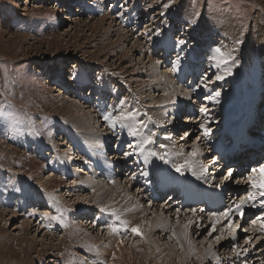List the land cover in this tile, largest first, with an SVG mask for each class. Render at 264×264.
<instances>
[{
	"label": "rangeland",
	"instance_id": "obj_1",
	"mask_svg": "<svg viewBox=\"0 0 264 264\" xmlns=\"http://www.w3.org/2000/svg\"><path fill=\"white\" fill-rule=\"evenodd\" d=\"M19 1L24 4L27 0H0V104H11L10 111L20 118L19 123L7 125L0 120V264H118L114 258L117 249L109 246L112 238L118 236L126 242L125 252L132 251L131 258L124 257V264H264V232L258 224L264 217V208L259 204L264 197L258 195L255 201H249L251 206L256 204L253 212L245 207L246 203L243 217L233 212L228 220L219 223L212 218L213 212L234 208L240 198L257 191L247 179L252 168L248 164L243 169V162L257 149L261 159L254 164L264 161V0H33L31 5L23 6L16 3ZM125 3L127 11L121 8ZM57 4L59 7L54 8ZM166 4L168 7H164ZM191 20L196 23L186 27ZM157 30L158 36L153 34ZM181 35L188 36L190 43L174 73L172 63L179 53L174 45ZM237 40L243 43L238 46ZM217 47L226 55L235 56V62L215 67L220 59L215 52ZM230 65L232 75L216 80ZM73 72H82V84L73 82ZM163 73L174 84L170 89L176 87L185 95L165 102L168 83L157 81ZM89 83L95 88L86 87ZM216 91L221 93L219 103L209 99ZM119 99L125 100L123 106L117 104ZM89 100L92 105L112 111L113 117L136 113L124 121L138 123L140 134L134 139L120 123L115 131H106L100 118L90 119L92 124L88 127L96 129L100 125L94 131L97 135L106 134L102 154L110 158V166L93 163L90 140L83 142L81 137L84 127L75 115L88 116ZM205 106L207 116L199 111ZM179 108L185 110L184 119L178 115ZM164 117L165 123L161 124L160 118ZM202 124L211 130L208 137L203 136ZM185 129L189 133L187 139ZM257 129L260 137L253 134ZM37 131L43 135L29 134ZM152 132L156 133L154 143L142 145L152 152H162L159 145L165 134L174 136L171 142L184 146L185 154L194 147L200 149V164L206 169L203 179L200 176L189 181L190 176L180 175L199 196L194 205L179 204L170 196L171 191L159 199L160 192L154 193L156 184L144 176L132 184L133 175L129 176L127 169L138 154L125 158L123 153L129 152V143L139 146L140 140L143 142ZM111 140L116 148H108ZM239 142L252 143V148L243 146L247 154L244 152L241 157L235 152ZM67 149L72 154L62 152ZM57 153H61L64 174L61 168L54 172L55 158L51 155ZM231 153L235 157H230ZM76 165L88 173L78 172ZM229 168L233 177L224 180ZM166 170L163 166L154 178ZM52 173L53 177L47 180ZM104 173L115 180L105 179ZM77 178L79 185L74 188L73 180ZM80 179L128 188V196L141 202L142 209L149 212L152 208V216L148 217L163 214L173 224L184 226L183 219L192 216L191 209L196 208L194 216L201 217L188 236L193 247L185 253L171 233L159 231H154L151 240L174 256H157L159 251L149 241L140 248L134 247L131 240L141 238L132 234L126 219H122L125 210L92 201V188ZM172 181V186L179 184L176 175ZM204 191L205 200L201 198ZM151 193L153 198H146ZM48 194H53L55 200L49 199ZM82 194L86 197L82 198ZM209 195L221 199L218 209L208 201ZM143 196L146 197L142 199ZM40 203L46 206L43 210L53 211L49 216L62 219L50 221L43 219L42 213L34 214L32 206ZM101 207L109 211L101 213ZM253 220L258 221L254 229ZM229 221L238 225L237 240L227 228ZM112 222L120 227L114 236L105 226ZM121 224L127 228L121 229ZM254 230L256 234H252ZM221 235L223 239L217 240ZM233 245L236 251H232Z\"/></svg>",
	"mask_w": 264,
	"mask_h": 264
},
{
	"label": "bare ground",
	"instance_id": "obj_2",
	"mask_svg": "<svg viewBox=\"0 0 264 264\" xmlns=\"http://www.w3.org/2000/svg\"><path fill=\"white\" fill-rule=\"evenodd\" d=\"M47 1V3L50 2V0H45ZM52 1V0H51ZM59 1V0H57ZM33 2V0H27L26 3L22 4L20 1L19 2H16V3H21L22 6L23 5H27L30 3ZM21 6V5H20ZM54 7V6H53ZM59 7V4H57L54 8H58ZM67 11V9H64V11ZM79 9H77L78 11ZM65 18H69L68 16H66ZM71 18V17H70ZM264 40V39H263ZM261 40V41H263ZM152 69H155L156 67L155 66H152L151 67ZM36 71H39V68L36 69ZM170 79V80H169ZM157 81L158 83L160 84H165L163 81H165L166 83H168V85L166 84V88H168L167 90V93L165 94L166 95V98H165V102H168L169 100H176L178 99L177 97L180 95V94H183V90L181 89H178L176 87L170 89L171 85H174L171 78L167 77V74L166 73H163V74H160L157 78ZM98 86V85H97ZM165 86V85H164ZM170 86V87H169ZM171 90V91H170ZM60 94L64 93L63 90H59ZM81 92V91H80ZM83 94V93H82ZM91 95H93V92H91ZM194 97V96H193ZM164 98V97H163ZM171 102V101H170ZM205 102V101H204ZM91 101L89 100V102L87 101L86 104H89L87 106V108L89 109L88 110V116H85L82 114L80 116L78 115H75L76 117V120L79 121V123L84 127V130H83V133L81 135L82 137V140L83 142L85 140H90V145L88 146L89 149L92 150L93 152V155H94V161L93 163H100V164H105L106 166H110V164L108 163V159H106L102 152H103V147H104V141L106 139V134L105 135H97V133L95 132L97 129L100 128V125L98 128L96 129H93L94 127L90 126L88 127L89 125H91V121L90 119H94V118H100L101 119V123H104V128L106 129V131L109 130V127L107 126L106 122L102 119V115L103 114H106V111L104 109L103 106H99L98 105H92L90 104ZM206 107V106H205ZM116 110H119L118 108ZM210 111H214L215 109H209ZM84 110H82V112H84ZM184 108H179V114L181 116V119H184V116L182 115L183 112H184ZM161 112V111H160ZM164 112V111H163ZM94 113H96V115H93ZM112 113V111H111ZM113 114V113H112ZM125 114V113H124ZM126 115V114H125ZM210 116V115H208ZM160 122L161 124L165 123V122H162L164 118H160ZM136 120V119H134ZM126 122V120H125ZM159 122V123H160ZM168 122V121H167ZM180 122V121H179ZM181 122H187V120H182ZM260 124V121H258ZM129 124V123H128ZM169 124V122H168ZM258 124L256 125L258 127ZM169 126V125H168ZM159 127V126H158ZM163 127V126H162ZM166 127V126H165ZM86 128V130H85ZM160 129V128H159ZM260 129V128H259ZM95 130V131H94ZM139 130V129H138ZM161 130V129H160ZM188 130L185 129V131L183 130V133H186L184 134L185 136L187 135V137L185 139L188 138V135L189 133L187 132ZM125 132V131H124ZM127 132V131H126ZM257 132V133H256ZM253 133V132H252ZM122 134V133H121ZM255 135H258L260 137V131L257 129V131H255V133H253ZM111 135V134H110ZM166 135V134H165ZM163 136L162 137V140H161V144H164L165 145V148H160L159 146V149L162 150V152H158L159 154H164L165 152H167L169 155L167 157V159L169 160V163H164L162 160L158 159L156 156H148V153L149 152H152L151 151V148L149 147H143L144 148V152L142 154H138L135 162H132L129 166V169H127V172H129V176L130 175H133L135 176L136 178L135 179H132L133 181V185H135L136 183L134 182L135 180H137L138 178H143V176L140 174L141 171H146L148 173V176L146 177V181L148 180H151L153 181L155 184H156V191L155 192H160V196H159V199L161 198H164L166 195H168V192L171 191V194L170 196L173 197V200H178V203L179 204H183L184 206L185 205H194L196 203V201L199 199V196L197 195V192L195 190H193L192 188H190L187 184H185V181L187 182V180L185 179L182 180L180 178V173H177L175 170H174V167L173 165L174 164H182L184 163L185 160L187 159H191L192 160V163H193V169L192 170H189V169H185L184 170V174L182 176H185V177H188L190 176L191 179H189V181H192V179H199L200 178V168H201V165L200 164V160L202 159V153H198L197 156L195 158H190L188 154H185L186 152V149L184 148V146H175L174 143L171 142V137L173 138L174 136ZM109 135H107L108 137ZM127 137V136H126ZM138 137V136H137ZM109 138V137H108ZM133 138V137H132ZM131 138V139H132ZM240 138H242V136H240ZM134 139V138H133ZM132 139V140H133ZM184 140H181V142L185 141ZM130 140V139H129ZM158 140V138H156V141ZM141 143H142V140H140ZM180 142V143H181ZM136 143V142H135ZM86 144V143H85ZM89 144V143H88ZM177 144V143H176ZM252 143L248 142L247 144H241L240 142L237 144V147H235V152L238 153L237 155L241 157V155L247 151L246 149L244 150L243 149V146H247L248 148H252L250 147ZM62 145V144H60ZM108 148H116L115 144H114V141L111 140L110 142H108ZM133 145H134V142H133ZM138 145V144H136ZM145 146V145H144ZM217 148H219V145H216ZM68 148V147H67ZM87 150V149H86ZM85 150V151H86ZM130 150H133L134 152H139L138 150L135 151V149L133 148H129V151ZM259 150H262V147L260 146L259 147ZM114 151V150H113ZM112 151V152H113ZM264 151V149H263ZM39 152V151H38ZM62 152H65L67 154H72L68 149L65 150V151H62ZM91 152V153H92ZM180 152H183V155H177V153H180ZM46 153V152H44ZM90 153V152H88ZM246 153V152H245ZM61 153H57L56 155H51V157H54L55 159L53 160V163L56 164V168L54 169V172H58L60 171V168L62 169L61 171H63V174H64V171H65V167L62 166V163H61V157L60 155ZM247 154V153H246ZM245 154V155H246ZM256 155H259V156H255ZM44 155H48V154H44ZM87 155V153H86ZM91 155V154H90ZM92 155V156H93ZM137 155V154H136ZM135 155V156H136ZM250 155H253L250 159H247L246 162H243V169L245 168V166H247L249 164V166L251 168H254V167H258L260 164H254V162L260 160L261 158H258L260 157V153H258V149L251 152ZM82 157L81 155H74V157ZM109 156V155H108ZM145 156H148V163L145 164L144 162V157ZM234 156L235 157V154L232 155L231 153V156L232 157ZM261 156H262V153H261ZM244 157V156H243ZM111 158H113V155H111ZM115 158V157H114ZM130 158V157H128ZM257 158V159H256ZM235 159H233L234 161ZM69 163L71 164V158L68 159ZM75 161H79V159L75 160ZM119 161V160H118ZM206 163V162H205ZM212 163V162H211ZM210 163V164H211ZM264 163V161L262 162ZM261 163V164H262ZM140 165V166H139ZM134 166V167H133ZM163 166H166V171H164L161 176L159 178H154L156 177L155 175L159 173L160 169L163 167ZM204 167V166H203ZM210 167V166H209ZM156 168H159V170H157ZM211 168V167H210ZM68 169V168H67ZM75 169L78 171V172H81V173H84V174H87L88 172H86L85 170H82L81 168H79L77 165L75 166ZM104 170H108L106 167L104 168ZM163 170V169H162ZM237 171V169H236ZM235 171V172H236ZM187 172H191V175H188L186 174ZM195 172V174H193ZM227 172V171H226ZM225 172V173H226ZM114 173V172H113ZM117 173V172H116ZM119 173H122V172H119ZM161 173V172H160ZM99 174V173H97ZM115 174V173H114ZM54 173H52L51 175H48L47 176V180H49V178L53 177ZM101 175V174H99ZM103 175V174H102ZM101 175V176H102ZM173 175H176L177 176V185H170V184H173L174 182L172 181L173 180ZM104 178L105 179H109L112 178L113 176L111 175H108V173H104ZM116 178V177H115ZM115 178L113 177V179L115 180ZM203 179V177H201ZM207 180V179H206ZM205 180V181H206ZM74 182V188L77 187L79 185V181H78V178L73 180ZM80 181H82L80 179ZM106 181V180H105ZM139 181V180H138ZM82 182H86V186L88 187L89 186V189L92 188V192H93V196H92V201H95L96 203H101L103 205H106L105 203L107 202L108 204L110 203L111 206H115V208L117 210H120L119 209V206H121V208L124 211V215L125 216H122V219H126L125 221H127V224L129 225L130 229L132 227H136V226H139L140 229H141V232L143 233L142 236H140L141 239L137 240L136 239H133L131 240V244H135L134 247L136 248H140L141 246H144L148 241L149 242H152V244L154 245V247H156V250L159 251V253L157 254V256H161V255H166L168 257H172L174 256L173 253H171L170 250H165L164 247L162 246H158L156 244L155 241H152L151 240V237L154 235V231H159V232H162V233H171V237H172V233L173 231L176 233V238H174V240H176L177 242V238L179 239V245L181 247L182 250L186 252H189V245H191V247H193V244H192V241L190 238H188L189 236V233H190V230H192V228L195 227V223H196V220L198 219V217H201V214H199L198 217H195L194 214L192 216H188V217H185L183 220L186 222V224L189 225L188 229H187V238H185L184 236V232H185V228L184 226L181 224H173L172 221L167 218V217H164L163 214H159L157 216H154L153 218L151 217H148V215L152 216L151 213L152 212V208L149 209V212H146L144 209H142V204L141 202H138L137 200H135L134 196H132V198H130L128 195H131L130 193V189H126V188H121L120 186L118 185H115L113 184V186H110V184H102L101 182H94V183H90V181H82ZM110 182V181H109ZM169 182V183H168ZM227 182V181H226ZM229 182V181H228ZM245 182V181H244ZM114 183V182H112ZM188 183V182H187ZM208 184V183H207ZM244 185V184H243ZM206 186V185H205ZM84 186L82 185V188ZM230 187V186H229ZM139 190V189H138ZM147 192L149 191V189H145ZM142 192V191H141ZM153 192V191H152ZM68 193V191H67ZM138 193V192H137ZM141 195V194H140ZM153 193H151V196H143L142 199H144V197L146 198H153ZM83 196V194L81 195ZM207 196V192H202V199H206ZM258 196V195H257ZM86 197L83 196L82 198ZM90 197V196H89ZM88 197V198H89ZM88 198H85L84 200H87ZM166 198V197H165ZM208 198V201L213 205V206H219L220 204H222V201L221 199L218 198H215L214 196L212 195H209ZM130 199V200H129ZM133 200V201H132ZM153 200V199H151ZM154 204L156 202L153 201ZM152 202V204H153ZM258 202V201H257ZM176 203V202H175ZM225 203V202H224ZM251 203V201H250ZM249 202H247V205L245 206L247 209L249 208V212H253L254 211V208H252V206L250 205ZM44 203H40V204H37L36 206H32L34 207V210L32 211L34 214L37 213V214H40V213H44V212H47V213H50V214H53L52 210H43L44 208L43 207H46L45 205H43ZM178 204V205H179ZM261 204V203H259ZM109 205V206H110ZM176 205V204H175ZM174 205V206H175ZM102 206V205H101ZM108 206V207H109ZM152 207V206H151ZM171 207V206H170ZM190 207V206H189ZM193 207V206H192ZM259 207V206H257ZM168 208V207H167ZM176 208V207H175ZM198 208V207H197ZM177 209V208H176ZM193 209V208H192ZM196 209V208H195ZM218 209V207H217ZM246 209V211H247ZM224 210V209H223ZM222 210V211H223ZM245 211V212H246ZM192 213V212H191ZM204 214V213H203ZM207 214V213H206ZM211 215V214H210ZM234 215V214H233ZM180 215H178L177 218H179ZM196 219H195V218ZM243 217V216H242ZM182 218V217H181ZM235 218V217H234ZM188 219V221H186ZM258 219V218H257ZM119 220V218H118ZM179 220V219H178ZM199 220V219H198ZM228 220V219H227ZM177 222V220H176ZM200 222V221H199ZM203 222V220H202ZM213 223V222H212ZM259 224V223H258ZM251 227V226H250ZM121 229L124 230L123 227H121ZM238 229V228H237ZM254 229V227H253ZM223 230V229H222ZM242 230V229H241ZM252 230V229H251ZM130 231V230H129ZM39 232V231H38ZM240 232V231H238ZM121 233V232H120ZM227 233V231H226ZM225 233V234H226ZM255 233V230L252 232V234ZM260 233V232H259ZM133 234V233H132ZM256 234V233H255ZM40 235V234H39ZM116 235V234H115ZM227 235V234H226ZM259 235V234H257ZM114 236V234H113ZM232 236V235H231ZM119 237V236H118ZM118 237H113L109 246L113 249V248H116L117 251H116V256L114 254H111V255H114V258H115V262L117 261L118 264H124L125 263V259L124 257L127 256L129 258H131L130 256L132 255V251H129L127 249V251L129 252H125V250L123 249V245H125L126 242H122L120 241V239ZM259 238V237H258ZM260 239V238H259ZM234 240V239H233ZM237 240V239H236ZM257 240V239H256ZM95 245L97 244L96 242H94ZM114 244V245H113ZM99 247V246H98ZM108 248V247H107ZM132 248V247H131ZM192 249V248H191ZM110 250V249H109ZM240 251V250H239ZM247 251V250H246ZM245 251V252H246ZM259 252V251H258ZM114 253V252H113ZM154 253V252H153ZM157 253V252H156ZM166 253V254H165ZM248 253V252H246ZM107 254V253H106ZM214 255V254H213ZM246 255V254H245ZM112 257V256H111ZM167 257V259H168ZM242 257V256H241ZM113 258V260H114ZM250 260V259H249ZM264 262V261H263ZM131 263V262H130ZM113 264V263H112Z\"/></svg>",
	"mask_w": 264,
	"mask_h": 264
},
{
	"label": "snow or ice",
	"instance_id": "obj_3",
	"mask_svg": "<svg viewBox=\"0 0 264 264\" xmlns=\"http://www.w3.org/2000/svg\"><path fill=\"white\" fill-rule=\"evenodd\" d=\"M173 3H175V0H172ZM164 7H168V5H164ZM121 8L124 10V11H127V5L126 3L125 4H122L121 5ZM197 16H199V13H196ZM196 21L195 20H191L188 22V25L187 26H190V25H193L195 24ZM154 35H160V31L157 30L153 33ZM190 43V40L188 38V36H185V35H181L179 37V39L176 41L175 43V47L177 49H179V53L177 55V58L176 60L172 63V68H171V71L172 72H176L178 69H179V66L181 64V60L183 59V54H184V51H185V48L187 47V45ZM243 41L242 40H237L236 41V44L239 46L240 44H242ZM236 49H233V51H235ZM215 52L217 54H219L220 56V59L217 61V63L214 65L215 67H220L221 64H226L228 65L229 62H235V56H233L231 53L229 54H225L221 48L217 47L215 49ZM87 70L86 69H83V72H86ZM225 75L227 76H231L232 75V66L230 65L228 68L225 69L224 73L222 75H217L216 76V80H223ZM81 76H82V72H73L71 73V78L73 79V82L76 83V84H82V80H81ZM90 79H95L94 77H91ZM101 83H103V81H101ZM86 87H93L95 88V85L92 84V83H89L88 85H86ZM204 87H207V84L205 83ZM221 93L219 91H216L214 93V95H210L209 96V99L213 102V103H219V97H220ZM117 104L119 106H123L125 104V100L124 99H119ZM13 106L11 104H7V105H4V104H0V120H3L5 122V125H7L9 122L11 123H19V120L20 118L18 116H16L12 111H10V109H12ZM199 111L200 113L204 114L205 116H207L208 114V109L206 107H200L199 108ZM136 116V113L135 112H131L127 115H125L124 113H121L119 116H116V117H113L112 113L111 112H107L106 111V114H103L102 115V119L106 122L107 126L109 127L110 130H113L115 131L116 129V125L117 123H120L121 125V128H127L128 129V132H127V135L129 137H137L140 133L138 131V123L137 122H134L132 124H125L124 121L126 119H129V118H134ZM30 119V117H29ZM149 119H151L149 117ZM201 128L203 130V136L204 137H208L210 135V129L208 127H206L205 125H201ZM30 135H34V136H42L43 133L42 132H30L29 133ZM156 135L155 132H152L150 135H148L146 137V139L142 142L141 145L137 146V145H133L131 143H129L127 145V147L129 148H137L139 147V152H134V151H129V152H124L123 155L125 156V158H128V157H131L133 155H136V154H142L144 152V148H143V144H152L154 143L153 141V137ZM160 148H165V145L164 144H160L159 145ZM200 149L198 147H194L193 150L188 154L190 158H195L197 156V154L199 153ZM168 153L165 152L164 154H159V153H156V152H149L148 153V156H156L158 159L162 160L164 163H169V160L167 159L168 157ZM177 155H183V152H180V153H177ZM148 156H145L144 157V162L145 164H147L149 161H148ZM213 163H215V160H213ZM174 167V170L177 172V173H180L181 175L184 174V170L185 169H189V170H192L193 169V163H192V160L191 159H187L184 161V163L182 164H174L173 165ZM205 173H206V169L203 168V166H201L200 168V176L203 177L205 176ZM142 176L144 177H147L148 176V173L146 171H141L140 173ZM195 174V172L193 173ZM233 177V171L231 168H229L227 170V175H224L222 178L224 180H228L230 178ZM136 177L135 176H132L130 177V179H135ZM248 181L250 182L251 186L253 189H256L257 191H252V192H249L247 195L243 196L242 198L239 199V203H236L234 205V208L233 207H229L227 210L225 211H220V212H213L212 213V218L217 222L219 223L222 219L224 220H227L229 219V216L231 213L235 212L236 214H239L240 216L243 215V211H244V205L249 202V201H255L256 198H257V195L261 196V197H264V163L260 164L258 167H254L251 169V174L248 176ZM16 191H20V189H16ZM49 195V199L51 200H55V196L53 194H48ZM252 207H256V204L253 203L252 204ZM260 207L261 208H264V201L261 202L260 204ZM59 211V209H57ZM71 211V210H69ZM99 211L101 213H106L108 212V208L107 207H101L99 209ZM178 211V210H177ZM192 213L195 214L196 213V209H191ZM201 212L204 211V209H200ZM42 218L43 219H46V220H50V221H55V220H58V219H62V217H57V216H49V214L47 212H44L41 214ZM261 222L259 223V230L261 232H264V217L260 218ZM257 223L258 221L257 220H253L252 221V225L253 227H257ZM106 228L108 230L109 233H112V234H116V233H119L120 231V227L117 226V224L115 222H112V223H107L106 225ZM122 227H124L125 229L127 228V225H124V224H121ZM189 225L188 224H185L184 225V228H185V232H184V236L185 238H187V229H188ZM236 227H238V225L234 226V223L232 221H229L228 225H227V228L230 232V234L232 235L233 239L235 240L236 239V236H235V231H236ZM216 229H215V224H213L212 226V232H214ZM245 231H247V229H245ZM131 232L137 236H142L143 233L141 232V229L139 226H136V227H132L131 228ZM209 235H211V232L208 233ZM172 238H176V233L173 231L172 233ZM217 240H220V239H223V236H217L216 237ZM177 243H179V239L177 238ZM245 243H249L248 240H245ZM191 247V245H189ZM232 251H236V246L233 245L232 247ZM237 255H241V253H237ZM199 258V257H197Z\"/></svg>",
	"mask_w": 264,
	"mask_h": 264
}]
</instances>
